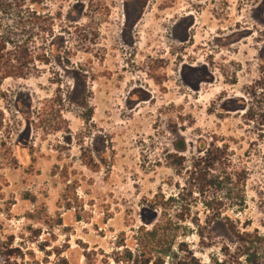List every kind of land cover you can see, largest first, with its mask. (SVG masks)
Returning a JSON list of instances; mask_svg holds the SVG:
<instances>
[{
    "label": "rangeland",
    "instance_id": "rangeland-1",
    "mask_svg": "<svg viewBox=\"0 0 264 264\" xmlns=\"http://www.w3.org/2000/svg\"><path fill=\"white\" fill-rule=\"evenodd\" d=\"M213 209L264 261V0H0V264H234Z\"/></svg>",
    "mask_w": 264,
    "mask_h": 264
},
{
    "label": "trees",
    "instance_id": "trees-1",
    "mask_svg": "<svg viewBox=\"0 0 264 264\" xmlns=\"http://www.w3.org/2000/svg\"><path fill=\"white\" fill-rule=\"evenodd\" d=\"M182 149L183 147L179 148V150ZM208 177L209 179L212 180L216 179L213 177V175ZM202 181H203L202 185L209 182L207 180H202ZM173 200L174 199L172 197L169 199H165V198L163 199V197L161 198L160 202L164 204V213H165V206L169 205V203H171ZM187 211L188 210L185 208L179 210V212L177 213L178 222L185 221L184 216L187 215ZM212 212L213 213L211 217L214 218L213 221H217L216 223L218 224L221 223L226 233H228L231 237H233L236 243H238L239 245L241 244L240 245L241 249H238L239 252L237 255L235 252L236 257L234 264H264V261H261L262 257L259 256L258 249L255 246L257 241L260 242L261 240H263L262 239L263 236L260 235L257 231H254L252 233L246 231H240L236 221L234 222L229 218L220 219L221 214L218 213V211L216 210L214 211L213 209ZM171 226L172 223L169 222L164 223V230L166 231L165 233L168 232L167 234H170ZM156 231L157 228L151 230H147L146 228H140L138 230L139 234L136 239L138 246L140 247L138 251L140 250V254L142 258H145L142 264H149L151 257L154 258L155 255H157V257H160L162 254L176 257L179 254L178 252L183 254V255H179L183 259H179V261L175 264H196L194 263V259H193L194 257H192V255L189 256L190 251H184V249L181 248L182 246H184L183 241H181L180 243L177 244L176 247H174L172 242V236L170 239L169 235L168 237H165L166 236L165 235L164 243H163L161 239L156 238V234H157ZM152 238L154 239V241L151 240ZM126 253L127 256H129L130 258L132 257V253L130 251H127Z\"/></svg>",
    "mask_w": 264,
    "mask_h": 264
}]
</instances>
